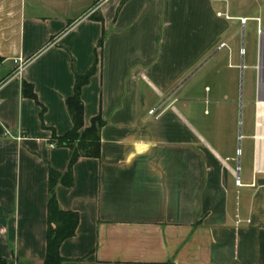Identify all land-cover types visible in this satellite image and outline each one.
I'll use <instances>...</instances> for the list:
<instances>
[{
    "label": "crops",
    "instance_id": "0c3cea01",
    "mask_svg": "<svg viewBox=\"0 0 264 264\" xmlns=\"http://www.w3.org/2000/svg\"><path fill=\"white\" fill-rule=\"evenodd\" d=\"M66 1L0 0V258L44 262L48 173L64 174L70 159L53 140L71 130L75 77L95 66L80 97L84 128L103 121L100 155L78 159L70 188L56 185L60 209L79 217L59 248L62 264H264V174H253L250 116L238 136L251 151L246 165L236 147L238 85L225 67L244 66L232 63L224 39L237 18H260L264 28V13L231 17L225 0H198L199 67L212 63L199 84L198 130L181 93L193 59L157 50L182 41L191 4L147 0L124 19L137 0L117 16L123 0H87L78 10ZM213 3H226L233 20L217 17ZM92 13L103 21L89 20ZM135 29L136 44L128 41ZM214 46L227 51V65L211 56ZM17 59L28 64L9 80Z\"/></svg>",
    "mask_w": 264,
    "mask_h": 264
},
{
    "label": "rangeland",
    "instance_id": "374dc122",
    "mask_svg": "<svg viewBox=\"0 0 264 264\" xmlns=\"http://www.w3.org/2000/svg\"><path fill=\"white\" fill-rule=\"evenodd\" d=\"M102 0H97L94 2V7L98 6ZM127 1V0H126ZM125 1V2H126ZM182 3L187 2L188 7L187 14L183 15L187 16V28H183L184 33L181 35L179 43L176 41L165 42V44H157V50L163 49L164 52H170L173 54L179 53L183 58L186 57L188 61L193 59L192 63L188 66V73L186 76L182 78V82L184 81L183 89L181 91L182 94L185 93L184 103L187 110H194L193 115L198 120L196 127L199 130V84H203L207 82L204 80L207 70L210 68L212 63H208L203 67H199V20H191L192 16H197V12H199V1L198 0H180ZM227 2L229 8V15L231 17L238 16H257L259 11L264 13V2L260 3V0H225ZM124 2V3H125ZM147 2V0H137L132 2L129 7L124 11V19H129L133 15H136L135 6H141L143 3ZM173 3L178 2V0H172ZM73 4L76 10L82 7V5H87V0H72L69 4ZM59 4L64 6L68 4L66 0H59ZM226 3H213L214 14L216 12H222L224 10ZM187 6V5H186ZM138 19H147L148 16L144 15L142 12H138ZM178 12L173 14V18H175ZM90 16V14H89ZM88 16V17H89ZM138 29H135L131 36L128 39L129 42L135 43L138 40L137 34H139ZM128 31V30H127ZM142 31V28H140ZM182 31V32H183ZM142 37V33L140 32ZM192 37H191V36ZM185 36H187V40H185ZM194 41H190L192 39ZM224 39L232 51L233 61L232 63L237 64L239 67L241 63L244 66V69L229 71L228 68L225 67L226 72H232L236 75L237 85H238V104H237V124H236V136H237V145L236 147L240 148L244 154L242 158L243 165H246L248 155L251 154V151H248L247 142L243 140L242 142L238 140L239 134L246 133L245 131V121L250 116V135L254 134V109L253 103L257 97V75L255 67L258 64V44L259 38L256 34V26L254 22H248L244 28H242L237 22L232 21L228 22V29L224 34ZM222 41V40H221ZM122 43H127V38H124ZM134 45V44H133ZM140 45L141 50H147L151 43L146 41L145 44L142 42ZM218 45V44H217ZM144 46V48H143ZM241 48L244 49V57L241 62L238 59L237 53ZM215 56L218 60H221L222 57L225 62V65L228 64L227 61V51H219L217 52L216 46L212 49L211 56ZM194 57V58H193ZM217 60V61H218ZM182 105V106H183ZM191 112V111H190ZM247 123V122H246ZM252 150V149H251Z\"/></svg>",
    "mask_w": 264,
    "mask_h": 264
},
{
    "label": "trees",
    "instance_id": "16d2710c",
    "mask_svg": "<svg viewBox=\"0 0 264 264\" xmlns=\"http://www.w3.org/2000/svg\"><path fill=\"white\" fill-rule=\"evenodd\" d=\"M125 1L123 0L120 3L119 8L116 10V16ZM88 19L100 23L103 21L102 17L97 13H92ZM101 46L102 40L98 43V47L101 48ZM94 71L95 66L85 75L75 77L73 94L66 100V109L72 125L71 130L64 136L53 140L57 146L69 149L70 159L64 174H59L52 170H49L48 173L46 255L43 264L63 263V258L59 254V248L64 241L74 237L79 222L77 213L60 209L55 195L56 185L60 183L64 187L70 188L73 185L72 169L78 159H98L100 155L99 131L103 125V121L100 117H95L92 119L90 126L84 128L83 104L80 97L82 88L88 84ZM22 91L24 96L34 97L30 85L24 84ZM0 264L13 263L0 258Z\"/></svg>",
    "mask_w": 264,
    "mask_h": 264
},
{
    "label": "built area",
    "instance_id": "2783aa9c",
    "mask_svg": "<svg viewBox=\"0 0 264 264\" xmlns=\"http://www.w3.org/2000/svg\"><path fill=\"white\" fill-rule=\"evenodd\" d=\"M215 2H224V0H211ZM219 18H223L227 21L233 20L228 13L221 12L216 15ZM240 26L244 28L248 22H254L256 26V34L259 38L258 44V64L255 67L256 75H257V97L253 103L254 106V134H253V142H254V159H253V174H264V28L262 26V22L260 18H237L236 19ZM225 44L220 46V49L226 48ZM241 57H244V49L241 48L239 52ZM16 66L13 74L9 78V80L20 79L22 73L27 66L28 62L23 61L22 59H17L14 61ZM154 112H150L152 115ZM52 147V146H51ZM236 184L239 185V181L237 179ZM252 187L255 186L253 182L251 184Z\"/></svg>",
    "mask_w": 264,
    "mask_h": 264
}]
</instances>
